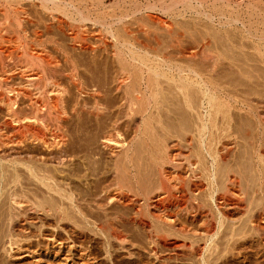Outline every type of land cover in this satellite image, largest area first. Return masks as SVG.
<instances>
[{"label":"bare ground","instance_id":"1","mask_svg":"<svg viewBox=\"0 0 264 264\" xmlns=\"http://www.w3.org/2000/svg\"><path fill=\"white\" fill-rule=\"evenodd\" d=\"M40 13L51 24L41 25ZM39 21L45 32L53 25L65 31L67 45L77 49L91 48V30L111 37L102 43L112 47L117 61L112 90L129 117H141L132 130L141 139L134 144L144 155L142 168L139 158L127 154L133 144L115 137L120 117L98 137L110 154H124L113 160L110 184L101 186L97 179L87 188L83 182L68 185L66 176L61 179L54 166L45 165L66 158L69 114L56 80L63 75L59 60L50 54L64 45L42 36ZM9 51L25 56L31 69L8 65ZM224 61L246 78H264V0H0V158L10 162L4 171L12 180L11 185L5 177L3 183L0 168V190L11 185L8 204L17 213L10 229L25 231L27 211L48 213L68 203L80 211L90 199L99 209L111 202L130 206L127 220L140 225L154 246L162 243L180 253L205 258L208 240L238 236L246 227L264 245V96L218 83L216 69ZM74 70L63 76L76 86ZM97 104L90 105L96 117L102 113ZM30 142L46 155L44 162L25 150ZM79 167L72 172L77 175ZM30 181L36 188L29 194ZM78 186L85 188L77 190L80 197ZM103 218L111 236L123 242L116 224L122 215ZM172 233L182 238L168 237Z\"/></svg>","mask_w":264,"mask_h":264},{"label":"rangeland","instance_id":"2","mask_svg":"<svg viewBox=\"0 0 264 264\" xmlns=\"http://www.w3.org/2000/svg\"><path fill=\"white\" fill-rule=\"evenodd\" d=\"M32 11L33 10H31V12ZM40 14V17L43 16V18H41L43 19V21L38 22V25L40 26L38 27V30L42 27L41 25H43L44 21H46L45 23L48 22V24H51V21L48 19V17H45L46 20H44V16H47L46 14ZM57 29L58 28L53 25L50 31L45 32L46 30L44 31L43 27L40 30L43 33L42 36H45V38L53 37L59 43L63 42L62 46L64 45L65 47L63 46L60 51L51 50L50 54H52L57 58V60H59V68L57 69L59 72L62 71L61 73H63V75L67 74L69 72V69L70 71H73L75 69L74 73L77 80L76 86L70 80H68L66 76L64 77L63 75H59V77L61 78L58 77L56 80L60 81L57 82L60 85L59 88H62V93L64 94V96L62 97H64L65 99L63 100V104H65V110L69 112L68 108L77 101L79 102H77L79 107H77L78 109L76 110L77 112L75 111V113L67 112V115L69 114V118L67 117L68 120L64 123V128L69 131L66 132L68 135L67 139L69 141H67V144L65 146V152L67 155L64 159V162L60 165H54L46 161L48 163L45 162V165L47 167L49 165V168H51L50 166H54L53 169H55L56 171L53 172L55 174H62L61 179L64 178L63 176H66L62 180H64L65 184L67 183L68 185L70 183L73 184L78 182V184H80V182H83L84 184H82L84 186H86L85 184L87 183V186L85 187L87 188L90 182L96 181L97 179L99 183L101 181V186L103 184H110V174L112 172V167L114 164L113 160L116 155L110 154L107 148H103V146H101L98 139L99 134L106 129H111V120L116 117H120L118 134L115 133V137L123 140L125 142V145H130V143L131 145L133 144L128 151L129 153L127 152V154H129L130 156V153H132V156L130 157L134 156L133 158H139V167L142 168L143 164L140 163L143 162L144 155L140 152V150L137 151V145L139 144L137 142H140L141 139L140 137H138V135L135 136V133H133V124L141 117L139 114H137V117L135 115L137 119H135L134 116L129 117L125 107H122L120 103L122 101L119 99L118 94H116L114 90H112V77L116 71V67L118 69V66L115 57L111 55L112 47L109 45L108 47L103 44L104 42L110 43L111 37L104 32L100 37L98 36V34L95 35V33L97 32L91 30V35H87L89 37L87 38L89 39V45L92 44L90 45L91 48H89L88 50L87 48L86 50L83 48L77 49L78 47H69V37L67 38L66 32L62 31V33L60 32L61 30ZM68 43L69 45H67ZM101 43L102 45H100ZM64 52L66 56H68L66 58H68L69 60L63 57ZM139 53L143 54L144 52L139 51ZM7 54L8 56L6 58V61L8 62V65L16 66L15 63H17L16 67H18V65L20 66L21 64V67L24 68V66H26V69H31L28 60L25 59V56L22 55L21 57L19 53V55H16L17 53L13 51H9L7 52ZM28 65L29 67H27ZM236 69L237 68H230L229 66H227L225 61L223 62V64H219L216 69L217 73H215L217 82L219 81L218 83L225 84L226 88L228 86V88H230L231 90L234 89V91L236 92L249 90L250 92L255 91V93L264 96L263 77L246 78L243 75L238 74V71L240 70L237 69V71ZM14 80L17 81L16 79ZM164 81H166V79H164ZM79 84L81 85V87ZM94 89H97L98 93L95 94L93 92ZM96 102L99 103L97 105L102 107V113L100 114V116L97 115V117L95 113H92L93 111L91 108L92 104H95ZM139 121L141 122L140 119ZM135 142L137 143V145L134 144ZM23 145L26 151L30 150L29 152L32 153L33 156L38 157V162H44L43 158L45 159L46 155L42 153V151L40 152V149L35 147L33 143L30 142ZM135 149L139 157L136 156ZM121 153H117L116 151L115 154H117V156L115 160L124 155L123 153ZM119 154H121L122 156H119ZM76 164L77 166L80 165V172L82 171L81 173L76 172L77 175L75 174V172H72V169L75 168ZM1 166L4 168H2ZM86 167L87 169L85 170ZM0 168L3 170L2 172H4L3 174L5 175L4 178H2V182L7 178L6 181H8L12 185L11 178L10 181L8 180V177H10V172L7 173L6 171H4H8V169H11L10 162L0 158ZM59 168L60 170L63 169L64 172L62 171V173ZM58 170L59 172H57ZM85 172L86 175H84ZM22 173V175H25L24 172ZM78 173L80 175L83 174V176H80ZM80 177L81 179H79ZM82 177H85V179H83ZM8 182L6 183L7 186L3 187L0 190V264H157L158 262V264H264V245H262L257 239H255V233L251 232L250 229H247V227L245 228L244 232L240 233L238 236L231 234L227 236H221L219 234V236L215 237L214 239L208 240L206 243L207 249H205L206 251L204 250L205 252L203 251L202 253V255L204 254L205 258H202L201 256L198 257L192 254L177 252L172 246L167 247L162 243H158L154 246L153 242L150 240V237H148V234L140 227V225L127 220V218L130 219V217H132L133 211L131 207L127 205H121L116 202L108 203L103 209H99L93 204V202H90L91 200L89 199V202L81 203L80 211H77L74 207L68 208V202V204L63 205L61 209H52L48 213H45L43 211H27V220L29 221L25 222V231H23V233H20V231L17 229H10V218L12 217V214L17 213V211L13 209L11 210L8 204L7 197L10 193L9 191L11 190V185ZM30 183L32 184H30L28 186L29 188L26 189L29 194L32 190H34V188H36L34 187L36 186L34 182L30 181ZM75 185H77V183ZM82 186H78V188L75 189L77 197H80L79 192H77V190L79 191V188H81L80 193L83 192V189L85 190V188L82 189ZM28 189L32 190L30 191ZM41 193H44L43 196H45V192L42 191ZM42 194L38 195L42 197ZM200 197L205 199L204 195H201ZM117 212L122 215V218L118 219L116 224L118 225V229H121L120 231L124 234L123 242H119L111 236L109 228L105 224L103 218L105 214L113 215ZM58 213H61V216L63 217H61V220L60 218H57L59 215ZM222 227H224V225ZM106 229L108 231H106ZM175 235L176 234L172 233L171 235H168V237L173 236L182 238L180 235ZM227 240L229 241L228 243L232 242L234 246H232L233 244H224L225 241L227 242ZM234 240H236V242Z\"/></svg>","mask_w":264,"mask_h":264}]
</instances>
